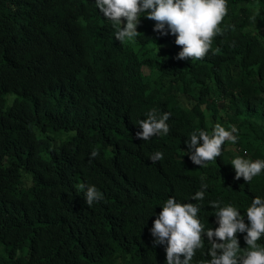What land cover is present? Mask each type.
Returning <instances> with one entry per match:
<instances>
[{"label":"trees","instance_id":"1","mask_svg":"<svg viewBox=\"0 0 264 264\" xmlns=\"http://www.w3.org/2000/svg\"><path fill=\"white\" fill-rule=\"evenodd\" d=\"M227 8L206 55L177 60L176 37L143 15L121 43L95 0H0V264H167L150 230L169 197L200 205L205 231L219 226L209 201L249 223L264 170L246 183L231 161L264 160V0ZM152 109L170 131L143 141ZM216 123L238 139L195 165L186 141ZM80 184L103 199L88 206ZM209 247L205 232L192 262L207 264Z\"/></svg>","mask_w":264,"mask_h":264},{"label":"clouds","instance_id":"2","mask_svg":"<svg viewBox=\"0 0 264 264\" xmlns=\"http://www.w3.org/2000/svg\"><path fill=\"white\" fill-rule=\"evenodd\" d=\"M95 4L104 17L113 22L115 38L121 43L134 41L139 36L137 26L142 15L155 21V32L161 36L170 32L176 37L175 43L182 48L175 57L177 60L202 59L209 51L213 38L221 31L220 25L228 11L227 0H95ZM88 48L85 45L86 52ZM169 118L168 112L158 116L155 109L150 110L146 119L138 122L142 130L137 131L136 137L146 141L161 134L167 135L170 131L166 123ZM235 132L234 127L228 130L220 123L215 124L211 135L205 130L193 131L186 141L189 158L200 167L216 160L222 154L225 141H237ZM97 155L98 152L92 151L91 157ZM245 156L249 158L250 155ZM149 158L153 163L162 161L163 153L157 151ZM231 164L235 169V179L242 177L246 183L264 170V160L237 156ZM207 187L202 183L201 189L190 198L203 201ZM77 191L84 193L88 206L103 199L94 185L80 184ZM209 205L217 209L215 215L219 226L205 231L198 218L200 205L181 203L175 197H169L163 204L150 231L154 247L167 245V264H194L192 259L196 258V250L204 246L205 232L211 257L207 264H264V247L257 243L264 235V199L259 196L253 199L246 210L247 224L232 205L220 207V201H209ZM238 232L246 233L247 248L243 252Z\"/></svg>","mask_w":264,"mask_h":264}]
</instances>
